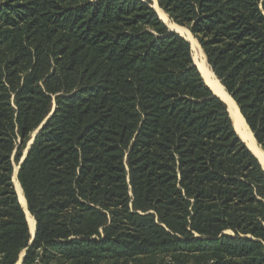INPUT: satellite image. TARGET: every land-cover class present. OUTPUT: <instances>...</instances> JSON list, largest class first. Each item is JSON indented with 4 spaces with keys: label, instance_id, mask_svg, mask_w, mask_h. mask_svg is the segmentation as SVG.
<instances>
[{
    "label": "trees",
    "instance_id": "1",
    "mask_svg": "<svg viewBox=\"0 0 264 264\" xmlns=\"http://www.w3.org/2000/svg\"><path fill=\"white\" fill-rule=\"evenodd\" d=\"M157 2L264 151V0ZM38 129L17 176L30 244L13 174ZM24 251L264 264V170L149 0H0V264Z\"/></svg>",
    "mask_w": 264,
    "mask_h": 264
},
{
    "label": "bare ground",
    "instance_id": "2",
    "mask_svg": "<svg viewBox=\"0 0 264 264\" xmlns=\"http://www.w3.org/2000/svg\"><path fill=\"white\" fill-rule=\"evenodd\" d=\"M156 2L154 3V8L157 11V13L159 14V17L162 19V21L165 22L171 29H174L175 31L185 35L186 38L190 41L192 52L197 57V62H196L194 56H193V59H194L195 63L197 64L198 69L200 70V72L204 76L206 82L214 89V91H216V93L219 96H221L223 98L224 101H226L227 104H229L230 114L234 120L236 127H237L236 128L237 131L248 142V145L250 146L252 151L255 153V155L260 159V161L264 167V151L258 146L256 141L254 140V136H253V134H251V132L247 128V126L245 124L246 122H244V119H243L239 109L237 108V105L235 104L234 100L231 99V97H229V95L226 93V90L224 89V87L221 85V83L218 81V79L213 74V71L209 67L208 61H206L207 58H205V55H204L203 51L201 50L199 43L197 42V40L193 37V35L187 29L181 28L180 26L171 22L170 21L171 19H169V16L162 9H160V7L158 6V4ZM14 182L17 186L18 197H19L22 205L24 206V208L26 210L29 229L33 235L35 232V229H36L35 221H34V218L31 216V214L28 211L21 186L18 183L17 167H15ZM31 217H32V219H31Z\"/></svg>",
    "mask_w": 264,
    "mask_h": 264
},
{
    "label": "water",
    "instance_id": "3",
    "mask_svg": "<svg viewBox=\"0 0 264 264\" xmlns=\"http://www.w3.org/2000/svg\"><path fill=\"white\" fill-rule=\"evenodd\" d=\"M157 1V0H156ZM157 4H158V2H157ZM159 5V4H158ZM151 8H153L154 10H155V8L153 7V6H151ZM156 11V10H155ZM157 12V11H156ZM158 14V13H157ZM159 19H160V21H162V19L159 17ZM163 22V21H162ZM166 26H167V24L165 23V22H163ZM168 27V26H167ZM169 28V27H168ZM184 28V27H183ZM186 29V28H185ZM188 30V29H187ZM169 31L170 32H175V33H177V34H179L181 37H183L186 41H188L189 43H190V41L185 37V35H182V34H180V33H178L177 31H175L174 29H169ZM190 33H191V31L190 30H188ZM192 34V33H191ZM190 45H191V43H190ZM192 50V49H191ZM193 62H194V65L197 67V64L195 63V61H194V59H193ZM198 68V67H197ZM199 70V69H198ZM199 72H200V70H199ZM214 73V72H213ZM200 74H201V77L203 78V81L205 82V84L209 87V89L212 91V93H213V95L214 96H216V97H218L221 101H223L224 103H225V105L227 106V111H228V113H229V116H230V118H231V120H232V122H233V127H234V130H235V132H236V134H237V136H238V138L244 143V145L248 148V150L257 158V160L259 161V163L261 164V166H262V168H263V170H264V167H263V165H262V163H261V161H260V159L255 155V153L252 151V149L250 148V146L248 145V142L241 136V134L237 131V127H236V125H235V123H234V120H233V118L231 117V114H230V110H229V104H227L226 103V101H224L223 100V98L221 97V96H219L217 93H216V91H214V89L206 82V80H205V78H204V76L202 75V73L200 72ZM215 74V73H214ZM216 76V75H215ZM218 79V78H217ZM221 83V82H220ZM226 93L229 95V97H231V99H233L232 98V96L226 91ZM234 100V99H233ZM236 103V102H235ZM236 105H237V103H236ZM239 108V107H238ZM54 111V110H53ZM239 111H240V109H239ZM241 113V112H240ZM51 115H52V113H51ZM50 115V116H51ZM41 128V127H40ZM38 131H39V129L34 133V136H33V139H32V141L29 143V148L31 147V145L33 144V141H34V139H35V137H36V134L38 133ZM251 131V130H250ZM254 136V135H253ZM259 146V145H258ZM260 147V146H259ZM261 148V147H260ZM262 149V148H261ZM27 155H28V150L25 152V154H24V156H23V158H22V160H21V162H20V164L18 165V167H17V176H18V171H19V169H20V166L24 163V161L26 160V158H27ZM14 175H15V170H14V174H13V182H14ZM14 187H15V190H16V193H17V186H16V184H15V182H14ZM17 197H18V194H17ZM25 198V197H24ZM18 201H19V203H20V205H21V207L23 208V210H24V212H25V214H26V210H25V208H24V206L22 205V203H21V201H20V199H19V197H18ZM25 201H26V199H25ZM26 205H27V202H26ZM27 208H28V206H27ZM29 211V210H28ZM30 213V212H29ZM26 218H27V214H26ZM30 236H31V240H30V244H32L33 243V241H34V239H35V237H36V229H35V232H34V234L32 235V233L30 232ZM25 253H26V251H24L23 252V254H22V257H21V260H20V264H22V261H23V258H24V256H25Z\"/></svg>",
    "mask_w": 264,
    "mask_h": 264
},
{
    "label": "rangeland",
    "instance_id": "4",
    "mask_svg": "<svg viewBox=\"0 0 264 264\" xmlns=\"http://www.w3.org/2000/svg\"><path fill=\"white\" fill-rule=\"evenodd\" d=\"M144 1H147V0H144ZM156 2V0H149V5L150 6H153L154 7V3ZM157 3V2H156ZM156 12V11H155ZM157 13V12H156ZM158 15V17H159V14H157ZM169 19H170V17H169ZM171 22H173L172 20H170ZM173 23H175V22H173ZM176 24V23H175ZM177 25V24H176ZM168 26V25H167ZM179 26V25H178ZM169 27V26H168ZM167 27V28H168ZM181 27V26H180ZM168 29H171L170 27L168 28ZM185 29V28H184ZM179 33V32H178ZM181 34V33H180ZM183 35V34H182ZM186 37V36H185ZM192 55L195 57V60H196V62H197V57H196V55L195 54H193V52H192ZM198 69V68H197ZM250 131V130H249ZM252 134V133H251ZM29 146V145H28ZM29 149V147L25 150V152L27 151ZM25 152H24V154H25ZM15 167H18V165H15ZM30 216V215H29ZM27 219V218H26ZM31 219H32V217H31ZM27 222H28V219H27ZM23 254V253H22ZM22 254L20 255V258H19V261H18V263L17 264H20V260H21V257H22Z\"/></svg>",
    "mask_w": 264,
    "mask_h": 264
},
{
    "label": "crops",
    "instance_id": "5",
    "mask_svg": "<svg viewBox=\"0 0 264 264\" xmlns=\"http://www.w3.org/2000/svg\"><path fill=\"white\" fill-rule=\"evenodd\" d=\"M34 136V135H33ZM32 141V140H31Z\"/></svg>",
    "mask_w": 264,
    "mask_h": 264
}]
</instances>
